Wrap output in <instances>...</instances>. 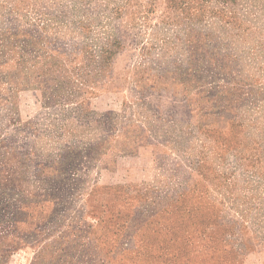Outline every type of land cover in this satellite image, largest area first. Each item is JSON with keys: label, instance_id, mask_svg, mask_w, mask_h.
<instances>
[{"label": "rangeland", "instance_id": "374dc122", "mask_svg": "<svg viewBox=\"0 0 264 264\" xmlns=\"http://www.w3.org/2000/svg\"><path fill=\"white\" fill-rule=\"evenodd\" d=\"M0 264H264V0H0Z\"/></svg>", "mask_w": 264, "mask_h": 264}]
</instances>
